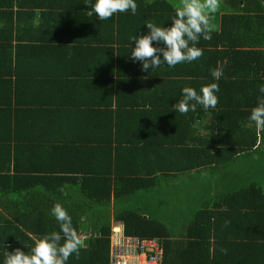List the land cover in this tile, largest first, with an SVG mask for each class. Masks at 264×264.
Listing matches in <instances>:
<instances>
[{
	"label": "trees",
	"instance_id": "1",
	"mask_svg": "<svg viewBox=\"0 0 264 264\" xmlns=\"http://www.w3.org/2000/svg\"><path fill=\"white\" fill-rule=\"evenodd\" d=\"M172 2L136 0L135 15L102 21L87 15L95 0H0V264L59 231L56 203L84 238L67 264H109L115 224L158 239L159 264H264V183L202 204L177 226L181 239L174 214L163 220L132 203L163 177L240 174L234 164L264 144L249 120L264 95V0H221L201 58L145 72L130 58L131 38L147 34V21L170 26ZM209 83L219 85L215 108L174 109L184 87ZM53 84L56 99H45Z\"/></svg>",
	"mask_w": 264,
	"mask_h": 264
},
{
	"label": "clouds",
	"instance_id": "2",
	"mask_svg": "<svg viewBox=\"0 0 264 264\" xmlns=\"http://www.w3.org/2000/svg\"><path fill=\"white\" fill-rule=\"evenodd\" d=\"M171 6L175 15L170 26L161 27L147 21V34L131 38L135 47H132L130 58L133 62H141L145 72L165 63L169 67H175L201 58L203 49L197 45L201 38L210 41L212 33L217 30L213 17L220 9L221 0H173ZM90 7L87 15L91 17L95 13L103 21L127 11L135 15L138 4L136 0H95ZM211 75L216 81L220 80L224 76L223 66L218 64L212 69ZM259 91L264 94V85L260 86ZM218 92V83L203 85L199 93L192 87H184L182 98L173 107L181 114L195 111L197 105L205 110L215 108L219 101L216 95ZM249 120L257 130H264V95L258 98L257 105L251 109ZM59 191L67 195L65 187H61ZM51 213L59 224V231L36 238L30 252L19 247L8 252L4 264H67L73 254L79 258L80 251L85 246L84 238L73 226L72 217L60 203L52 207ZM227 223L230 222H226V225ZM221 252L226 254L227 249L222 248Z\"/></svg>",
	"mask_w": 264,
	"mask_h": 264
},
{
	"label": "crops",
	"instance_id": "3",
	"mask_svg": "<svg viewBox=\"0 0 264 264\" xmlns=\"http://www.w3.org/2000/svg\"><path fill=\"white\" fill-rule=\"evenodd\" d=\"M76 1L81 2L83 0ZM55 19L59 20V17ZM58 87V85L53 84V89L45 90L43 92L44 98L54 97L51 93H57ZM259 150H262L261 154L258 153L248 160H239V163L234 164L233 167L235 168L233 169L240 174H235L231 177V175L223 174H201L198 176L194 173H184L178 176L163 177L149 192L135 193L132 196V203H139L142 206L146 205L151 213L165 218L163 220L169 219L171 221V217L175 215L176 219L172 220L175 223L174 229L176 231L173 238L181 239L183 237H180L177 226L185 227L186 221L202 204H211L213 200L223 195L227 190L235 189L237 191L242 186L248 185V183H264V144H260ZM65 159L68 160L69 158ZM256 166L258 167V174L251 171ZM150 211L145 213L149 215ZM260 230L261 235L264 236V230ZM6 246L10 248V246L16 245L6 244ZM6 253L7 251H5Z\"/></svg>",
	"mask_w": 264,
	"mask_h": 264
},
{
	"label": "built area",
	"instance_id": "4",
	"mask_svg": "<svg viewBox=\"0 0 264 264\" xmlns=\"http://www.w3.org/2000/svg\"><path fill=\"white\" fill-rule=\"evenodd\" d=\"M161 255L158 239L129 237L123 225L112 226L109 264H159Z\"/></svg>",
	"mask_w": 264,
	"mask_h": 264
},
{
	"label": "rangeland",
	"instance_id": "5",
	"mask_svg": "<svg viewBox=\"0 0 264 264\" xmlns=\"http://www.w3.org/2000/svg\"><path fill=\"white\" fill-rule=\"evenodd\" d=\"M143 207H147L146 205H144Z\"/></svg>",
	"mask_w": 264,
	"mask_h": 264
}]
</instances>
